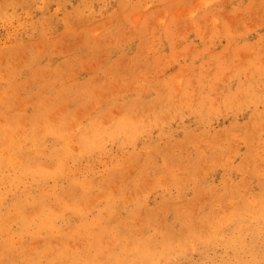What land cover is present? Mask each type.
Masks as SVG:
<instances>
[{
    "label": "rangeland",
    "instance_id": "obj_1",
    "mask_svg": "<svg viewBox=\"0 0 264 264\" xmlns=\"http://www.w3.org/2000/svg\"><path fill=\"white\" fill-rule=\"evenodd\" d=\"M0 95V131L17 125L10 137L25 157L91 125L106 132L93 135L102 149L73 146L64 160L87 221L125 241L167 240L158 264L234 254L264 264L258 210L247 212L245 246L217 237L232 236L243 203L264 210V0H0ZM12 150L0 144V264H29L38 250L44 264L84 258L82 240L47 244L39 233L24 246L6 211V180L22 163ZM63 215L54 231L70 234L77 214Z\"/></svg>",
    "mask_w": 264,
    "mask_h": 264
},
{
    "label": "bare ground",
    "instance_id": "obj_2",
    "mask_svg": "<svg viewBox=\"0 0 264 264\" xmlns=\"http://www.w3.org/2000/svg\"><path fill=\"white\" fill-rule=\"evenodd\" d=\"M1 94L5 95L4 92ZM92 126L94 125L81 129L77 133L55 137L54 143L46 149L44 156L43 153L40 152L39 154L37 151L35 156L28 155L26 157L24 156L26 155L25 153L21 154L22 149L19 147L18 141L16 140L13 143L14 138L10 137L13 132L15 137L18 131L17 125L8 126L13 132L9 130L2 133L3 131H0V144L7 142L11 149L19 150L22 156L21 165L6 180L8 191L11 193V199L6 205V211L9 210L17 224V232H20L24 237L25 247L32 244L39 233H44L47 244H50L48 243L50 237L68 244H73L80 240L83 243H87L88 254L84 258L72 256L69 258L71 264L75 262L76 264H158L160 258L167 254L164 246L169 245L167 240L159 242L154 241L152 237L135 234L134 237L129 235L131 239L125 241L119 232L116 231V234H111L110 231L106 230L104 222L93 223L87 221L83 216V212L87 210L86 206H80L74 199V194H72L73 182H75L74 173L72 176L66 170L64 160L70 158L69 155L72 154L73 146H77L78 150L84 152L92 151L93 148L102 149L94 136L106 135V132L95 129ZM37 133L38 128L36 124L32 123L25 139L29 140L31 145H34L38 142L33 139ZM8 136L10 140H7ZM15 150L12 151L14 152ZM78 156L76 155L74 158ZM64 178L70 182L66 188H62L59 183ZM86 191L84 189L82 194L84 195ZM257 198L260 199L261 203H264V196ZM243 204L239 210L232 211V218L234 217L230 227L232 228V236L224 239L225 236L222 235V232L217 236L220 240H224L225 245L235 246L238 244L245 246L244 236L250 231V220H247L248 210H258L259 214H264L261 205L249 207L246 205L247 203ZM34 207L35 209H32ZM67 211L77 214L76 217L79 224L74 226L70 234L54 231L56 223H67L68 218L63 215ZM102 212L103 210H98L97 215L100 216ZM84 227L87 228L88 232L79 239L81 236L79 228ZM202 236L203 230L201 229L199 237L201 238ZM162 238L168 237L163 236ZM108 242H114V245L110 248L114 250H105L109 249L105 246ZM202 243L207 244L209 240L205 239ZM253 243L254 237L249 242H246V245L253 246ZM47 258H51V256ZM27 259L31 260L29 264H44V252L38 250L28 253ZM57 262V260L54 261V264H57ZM259 262L256 256H250L249 259H245L238 254H234L230 264H259ZM204 263L206 262H200V264ZM218 263L219 261H213L212 264Z\"/></svg>",
    "mask_w": 264,
    "mask_h": 264
}]
</instances>
